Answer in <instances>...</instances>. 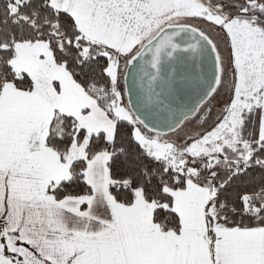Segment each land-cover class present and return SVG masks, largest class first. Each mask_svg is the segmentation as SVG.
Here are the masks:
<instances>
[{"label":"snow or ice","instance_id":"snow-or-ice-1","mask_svg":"<svg viewBox=\"0 0 264 264\" xmlns=\"http://www.w3.org/2000/svg\"><path fill=\"white\" fill-rule=\"evenodd\" d=\"M0 264H264V0H0Z\"/></svg>","mask_w":264,"mask_h":264}]
</instances>
